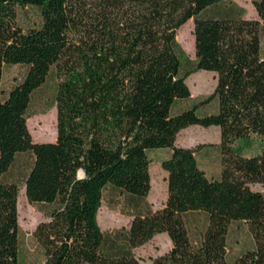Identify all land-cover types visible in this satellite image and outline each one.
I'll list each match as a JSON object with an SVG mask.
<instances>
[{"label":"trees","instance_id":"1","mask_svg":"<svg viewBox=\"0 0 264 264\" xmlns=\"http://www.w3.org/2000/svg\"><path fill=\"white\" fill-rule=\"evenodd\" d=\"M251 4L256 19L223 0H0V79L19 60L42 64L31 77L52 61L55 109V140L34 143L26 127L33 91L17 84L1 100L0 264H18V189L3 177L20 154L30 157L18 172L23 195L45 208L32 232L41 264H139L133 250L157 234L170 249L151 264H264V199L249 189L264 185V0ZM27 7L38 23L21 29L16 9ZM189 20L193 62L175 41ZM196 71L215 75L212 92L175 111ZM189 126L218 128L216 176L199 168L193 150L174 146ZM250 137L263 146L257 154L232 148ZM160 149L169 151L160 162L163 207L143 203L127 229L100 232L103 190L143 199L147 153ZM189 213L205 221L196 242ZM232 224L246 226L252 247L229 258Z\"/></svg>","mask_w":264,"mask_h":264},{"label":"rangeland","instance_id":"2","mask_svg":"<svg viewBox=\"0 0 264 264\" xmlns=\"http://www.w3.org/2000/svg\"><path fill=\"white\" fill-rule=\"evenodd\" d=\"M236 5L243 19H256L251 2L253 0H223ZM217 11V9H213ZM16 22L21 29H27L38 23L37 12L32 8L16 9ZM175 41L187 56L194 61L192 37V22L187 21L175 32ZM260 51L264 56V29L260 36ZM52 61L44 64L39 77H31L37 67L42 66L35 60H19L15 65L4 67L0 79V105L7 92L17 84L25 87L31 94L29 118L26 120L28 133L34 143H47L55 140V109L52 106L53 80L48 77ZM47 76V77H46ZM189 98L176 104L175 111H181L205 97L213 90L215 75L210 72L196 71L185 79ZM219 143V130L216 127L201 128L189 126L177 133L174 146L194 151L198 166L204 173L213 177L219 171V160L216 146ZM232 148L241 156L248 157L257 154L263 148L255 137L247 142H236ZM167 149L154 150L147 153L149 160V190L143 199H133L118 191L105 188L102 200L96 214V222L100 232L110 233L114 230L127 229L135 214V208L141 209V204L149 205L151 210H159L166 199V174L160 168V162L167 158ZM27 154L16 155L14 163L4 179L14 181L17 185V225H18V264H41V254L33 241L32 232L35 226L46 220L45 208L29 204L19 181V173L29 164ZM249 189L258 192L264 199V185L252 184ZM191 242H196L200 231L205 225L200 213H189L184 217ZM228 257L231 258L252 247V239L244 224H232L227 236ZM170 249L169 239L165 234L154 235L147 243L133 250L139 264H151L153 259L162 256Z\"/></svg>","mask_w":264,"mask_h":264},{"label":"water","instance_id":"3","mask_svg":"<svg viewBox=\"0 0 264 264\" xmlns=\"http://www.w3.org/2000/svg\"><path fill=\"white\" fill-rule=\"evenodd\" d=\"M83 176V173L81 171H78V178H81Z\"/></svg>","mask_w":264,"mask_h":264}]
</instances>
